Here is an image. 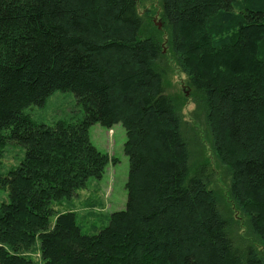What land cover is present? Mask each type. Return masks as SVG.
Listing matches in <instances>:
<instances>
[{
  "label": "trees",
  "instance_id": "trees-1",
  "mask_svg": "<svg viewBox=\"0 0 264 264\" xmlns=\"http://www.w3.org/2000/svg\"><path fill=\"white\" fill-rule=\"evenodd\" d=\"M155 1L142 13V0H0V160L21 154L0 163V264H35L37 239L44 264H264L238 231L243 219L264 236V0ZM170 63L183 100L168 93ZM58 92L83 111L48 124L33 110ZM190 100L215 168L194 163ZM98 123L126 129L129 199L85 235L52 205L104 176ZM218 169L234 215L211 188Z\"/></svg>",
  "mask_w": 264,
  "mask_h": 264
},
{
  "label": "rangeland",
  "instance_id": "rangeland-1",
  "mask_svg": "<svg viewBox=\"0 0 264 264\" xmlns=\"http://www.w3.org/2000/svg\"><path fill=\"white\" fill-rule=\"evenodd\" d=\"M144 1V6L140 11L143 13L146 9L153 10L154 2ZM153 22L161 25L159 17L154 16ZM189 29L181 26L180 34L182 37H188ZM186 46L188 44H185ZM191 53L194 52L190 49ZM170 75L167 83L168 93L183 100L185 97L186 88H184L185 76L179 73L174 64H169ZM188 98V95H187ZM195 110V105L187 102L183 108V115L185 120L191 125L192 133L198 135L199 142L192 144V153L194 154V163L201 159L202 155L211 158L212 166L215 168L214 158L212 157V150L205 135V126L200 121H195L192 113ZM37 117L51 124L59 119H69L75 113L81 114L83 109L77 102L74 94L71 92H58L48 103L42 108H35L33 110ZM91 142L102 152L109 155V163L106 166L105 174L101 179L90 178L85 188L77 191L72 198L64 199L61 202L54 203L52 206L56 214L74 212L77 215L78 225L82 228L85 235H95L103 228L109 225V219L112 214L124 211L127 207L129 193L127 190V182L130 171V160L125 153V143L127 141V132L122 124L115 125L112 129H108L101 124H95L90 128ZM12 146V145H11ZM19 149V147H18ZM20 150V149H19ZM10 148V151L0 160V163L7 166L17 164V160L21 158L20 151ZM17 154H20L16 160ZM23 157V154H22ZM196 164V163H195ZM225 169H218L215 177L211 183V188L221 195L222 204L221 210L224 214H233V206L228 197V190L230 186V179L226 176ZM9 200L8 192L0 188V204ZM234 215V214H233ZM237 217V216H236ZM55 221V217L52 219ZM246 220L241 219V226H239V234L246 238L249 242L256 243L259 250L264 252V236L259 239L255 236L249 235L246 227ZM238 231L236 236L238 235ZM239 236V235H238ZM31 259L35 264H44L40 255V242L37 239L31 253Z\"/></svg>",
  "mask_w": 264,
  "mask_h": 264
},
{
  "label": "water",
  "instance_id": "water-1",
  "mask_svg": "<svg viewBox=\"0 0 264 264\" xmlns=\"http://www.w3.org/2000/svg\"><path fill=\"white\" fill-rule=\"evenodd\" d=\"M159 27H161V25H159Z\"/></svg>",
  "mask_w": 264,
  "mask_h": 264
}]
</instances>
